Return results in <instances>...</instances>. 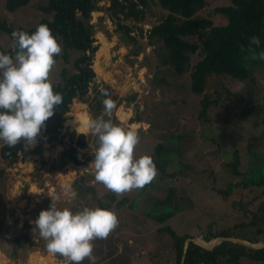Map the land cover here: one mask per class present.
Segmentation results:
<instances>
[{
	"label": "rangeland",
	"instance_id": "374dc122",
	"mask_svg": "<svg viewBox=\"0 0 264 264\" xmlns=\"http://www.w3.org/2000/svg\"><path fill=\"white\" fill-rule=\"evenodd\" d=\"M38 1L45 0L31 2L34 4ZM228 2L229 0H206V4L197 13L210 17L214 23L226 22L225 16L217 12L215 7ZM32 4L9 12L5 10L4 0H0V16L7 18L14 26L33 25L42 14ZM109 4L110 0H98V8L91 12L95 50L89 52V60L81 65L88 66L92 75L86 93L73 97L63 113L59 127L60 134L74 129L90 135L89 144L81 148L77 156L85 154L91 157L88 164H76L72 161L63 163L60 157L67 144V136L60 141L37 139L35 145L28 147H37L38 151L20 155L11 164L0 157V218L5 227V232L0 233V251L3 252L0 253V264H61L62 257L51 256L43 240L37 236L39 230L33 232V222L40 212L51 207L52 194L60 195L61 199L56 205L60 210L68 208L75 213L85 207H99L116 213L119 226L106 239L94 241L96 264H169L172 262L171 237L165 230H159V226L168 224L180 234L187 232L202 242H208L212 238L203 240L201 235L221 227L231 226L239 232L247 230L246 226H232L241 219L249 218L237 212V204L232 205L234 200L243 198L252 209H256L258 205L259 198L252 197L261 190L259 186L235 185L227 196L219 189L226 187L228 182H236L242 178V174L232 173L223 164L231 156V150L238 149L240 171L246 169L248 162L250 166V161L255 160L256 163L262 161L264 173V68L255 71L258 92L254 94L253 101H241V97L226 95L223 87L231 91H243L252 86V82L247 79H233L227 74H207L204 91L194 92L189 87L188 71L179 75L172 74L165 65L158 62L155 54L157 45L153 48L147 42V27L165 13L157 0H152L146 9L145 19L137 22L136 26L135 22L125 20L133 27L132 33L136 37L134 43L125 39L123 33L117 30L115 13L108 8ZM104 34L110 35L107 37ZM13 43V38L0 31L2 46L9 47ZM137 45L140 49L133 52ZM78 54L75 50L71 51L68 62L60 57L56 58L53 81L60 78L59 71L64 66L68 71L77 70L72 61ZM196 58L197 55L193 54L190 63ZM106 86L110 93L116 95V108L111 116L100 111L97 119L111 120L124 129L137 131L140 136V143L135 149L137 158L145 155L153 158L156 143L165 140L164 142L174 145L171 133L185 134L178 139L181 159L173 152L168 156L172 161H168L165 166L166 172H175L173 176H156L143 189L121 196L95 180V173L90 165L98 148V137L90 132L89 125L83 131H78L73 126L83 116L88 117L89 123L92 121L93 95L96 94L94 88L102 90ZM130 86L132 87L127 92ZM134 92L136 95L133 100L126 97ZM204 92L210 98H214L217 92L220 94L217 103L208 106L207 118L198 117L199 101ZM135 101L139 103V121L129 120L136 113ZM254 106L261 108L259 114L252 113ZM80 109L86 111V114L75 115L71 121L67 120V115L64 121L67 113ZM242 110L244 112L241 113ZM87 111H90V116ZM2 143L4 141L0 140V146ZM252 147L261 152L251 156ZM83 166H88L89 170H83ZM160 173L158 169V174ZM79 174H83L82 180L90 189L82 188L76 182ZM64 185L71 186L77 196L71 198L70 195H65ZM168 187L174 190L171 206L174 207L175 201H179L181 207L175 209L165 221L159 222L152 214L160 212L161 207L153 205V202L156 197L163 196L162 193ZM26 221L31 225L25 226ZM24 233L29 235L24 243L18 244L11 239L14 236L23 239ZM257 242H264V238ZM83 264L90 262L85 260ZM240 264L263 263L243 259Z\"/></svg>",
	"mask_w": 264,
	"mask_h": 264
},
{
	"label": "trees",
	"instance_id": "16d2710c",
	"mask_svg": "<svg viewBox=\"0 0 264 264\" xmlns=\"http://www.w3.org/2000/svg\"><path fill=\"white\" fill-rule=\"evenodd\" d=\"M31 1L4 0V7L6 11L15 12L19 7L31 5L33 3ZM97 2L98 0H45L35 2L32 5L41 12L42 16L37 23L29 26L21 24L14 26L7 18L0 16V31L8 34L11 38H13L12 33L14 31H25L32 34L38 25H47L62 45V53L55 59L60 57L64 62H68L71 51L75 50L79 53L72 61L77 70L68 71L64 66L59 71L60 78L57 81L52 80L54 91L60 93L63 100L56 107L55 114L46 121V126L37 138L46 141H60L63 140L64 136H67V144L60 157L63 163L67 161L76 164L87 163L91 157L85 154H82L81 157L77 156L79 150L89 144L90 135L77 132L74 129L66 130L60 134L59 127L63 113L68 109L73 97L86 93L88 81L92 75V70L88 66H82L81 63L88 61L89 52L95 50L94 46L91 45L94 40L91 12L98 8ZM151 2L152 0H110L108 8L115 13L117 30L123 33L125 39L133 43L136 41V37L132 33V25L125 20L135 22L134 25L136 26L137 22L145 19L146 9ZM157 3L165 13L161 15L158 21L147 27L146 36L147 42L153 48L157 45L155 54L158 62L165 65V68L175 75L188 71L189 87L197 93L204 91L206 75L210 73L227 74L238 80L247 79L252 82L250 89L243 91H231L227 87L222 89L227 96L241 97V101H253L255 99L254 94L258 92L255 71L264 68V60L251 59L252 53L249 48L254 49L257 57L260 52H264V0H229L227 4L216 6V11L223 14L227 19L226 22L222 23H214L210 17L197 13L206 4V0H157ZM108 35L110 34H104L107 37ZM253 36L260 39L259 46L250 45ZM15 46V40L13 45L9 47L0 44V52L12 55L14 58L13 49ZM135 48L133 52L140 49L138 45ZM193 54H196L197 58L193 63H190ZM94 90L96 94L93 97L96 107L93 108L92 120L98 118L101 110L105 111L102 103L104 99L111 98L114 101L116 98L115 94L108 91V86L102 90L97 88ZM102 92H106L107 96L103 95ZM135 95L134 92L126 97L133 100ZM219 99L220 94L218 92L214 98H210L204 92L199 101L198 117L207 118L208 106L217 103ZM134 107L136 113L129 120L139 121V103L135 101ZM252 110V113L259 114L261 108L254 106ZM240 112L242 113L244 110ZM78 114L85 115L86 111L80 109L74 113L69 112L65 115L64 121L67 115V120L71 121ZM171 135L174 136V145L171 142L166 143L164 140L154 146L155 156L153 160L161 172L157 175L159 177H162L163 174L173 176L175 173L165 171L167 162L172 161V159H168L169 155L171 156L174 152V155L176 154L180 159L182 156L178 139L180 140L185 134L171 133ZM30 151H38V148H25L23 144L10 147L4 142L0 146V157L11 164L17 161L20 155ZM231 152V156L223 164L230 168L232 173L242 174V178L236 182H228L226 187L219 190L227 196L235 185L259 186L261 190L252 197L253 199L259 198L258 205L256 209L249 208L250 206L243 198L232 202V205L237 204L238 213L244 217L249 216L245 220L241 219L235 222L232 226H246V231L239 232L232 229L231 226H225L215 231L205 232L201 238L209 240L217 235H234L257 242L264 238V198L261 199L264 195L262 161L256 163L257 161L252 160L250 166L248 162L246 169L240 171L238 169V149L231 150ZM260 152L261 150L255 147L250 149L251 156ZM1 172L2 170H0ZM172 191H174L173 188L168 187L162 193L163 196L156 197L153 202V205L161 207L160 212L152 214L153 218L159 222L165 221L174 213L175 209L181 207L179 201H175L174 207L171 206ZM30 225L27 221L25 222V226ZM158 229L165 230L171 237L172 262L169 264H240L243 259L264 264V247L255 248L240 242L223 240L212 249H206L191 241L186 251H183L185 238L192 236V234L187 232L180 234L168 224H163ZM4 230L5 227H3L0 218V233H3ZM5 236L8 237L7 234ZM28 237V233H24V240L20 236H14L11 239L20 244L27 241Z\"/></svg>",
	"mask_w": 264,
	"mask_h": 264
},
{
	"label": "clouds",
	"instance_id": "9594fccd",
	"mask_svg": "<svg viewBox=\"0 0 264 264\" xmlns=\"http://www.w3.org/2000/svg\"><path fill=\"white\" fill-rule=\"evenodd\" d=\"M16 46L12 55L0 52V140L10 147L35 145L46 121L51 118L63 97L54 91L52 73L62 53V45L45 24L29 34L12 33ZM253 36L250 45L259 46ZM251 59L264 60V52L257 57L251 47ZM107 96L106 92H102ZM105 113L111 116L116 108L111 99L102 101ZM90 132L98 137V148L90 167L95 180L117 196L143 189L154 181L158 169L151 156L137 158L135 149L140 143L139 133L124 129L111 120L95 119L89 123ZM84 182V181H83ZM88 185V184H87ZM65 195L77 196L71 186L64 185ZM52 204L42 210L33 222V232L39 230L47 241V251L62 257L61 264H96L94 241L106 239L118 226L115 212L104 208H83L73 213L57 208L59 194L50 195Z\"/></svg>",
	"mask_w": 264,
	"mask_h": 264
},
{
	"label": "water",
	"instance_id": "95a60500",
	"mask_svg": "<svg viewBox=\"0 0 264 264\" xmlns=\"http://www.w3.org/2000/svg\"><path fill=\"white\" fill-rule=\"evenodd\" d=\"M92 46L94 45V43L92 42L91 44ZM132 86H130L128 89H127V92L130 91ZM62 129H65L64 127H62ZM83 170H89L87 167H84L83 166ZM83 178V174H79L78 175V178L76 180L77 183H79L80 185H82L83 188H88L90 189V187L83 182L82 180ZM199 238L198 237H194V236H188L185 238L184 240V244H183V251H186V248L189 244V242L193 241L197 244H199L200 246H202L203 248H206V249H212L217 243L223 241V240H231V241H236V242H240V243H243L247 246H250V247H264V242H254V241H251L247 238H243V237H239V236H234V235H217L215 237H213L209 242V244H204L202 242H200L198 240ZM46 244H47V241H46Z\"/></svg>",
	"mask_w": 264,
	"mask_h": 264
},
{
	"label": "bare ground",
	"instance_id": "6f19581e",
	"mask_svg": "<svg viewBox=\"0 0 264 264\" xmlns=\"http://www.w3.org/2000/svg\"><path fill=\"white\" fill-rule=\"evenodd\" d=\"M88 125H89L88 117L83 116L82 119H79L78 122H75V125L73 126V128L77 129L78 131H83L88 127ZM199 241L202 242V240H199ZM202 243L209 244V242H206V241Z\"/></svg>",
	"mask_w": 264,
	"mask_h": 264
},
{
	"label": "flooded vegetation",
	"instance_id": "af4514ba",
	"mask_svg": "<svg viewBox=\"0 0 264 264\" xmlns=\"http://www.w3.org/2000/svg\"><path fill=\"white\" fill-rule=\"evenodd\" d=\"M84 102L86 101V100H84V99H82ZM96 106L94 105L93 107H92V110H94L93 108H95ZM102 111V110H101ZM90 112V111H89ZM89 112L87 111V114L89 115ZM93 113V112H92ZM104 113V112H103ZM90 116V115H89ZM91 116H93L92 114H91ZM80 151V150H79ZM79 153V152H78ZM86 164H88V162L86 163ZM86 167H88V166H86ZM89 169V168H88ZM37 236H39V238H41V236H40V234L38 233V235ZM42 239V238H41ZM43 240V242H44V245H45V247L47 248V244H46V241L44 240V239H42ZM56 257L58 258V257H60V256H58V255H56Z\"/></svg>",
	"mask_w": 264,
	"mask_h": 264
},
{
	"label": "crops",
	"instance_id": "0c3cea01",
	"mask_svg": "<svg viewBox=\"0 0 264 264\" xmlns=\"http://www.w3.org/2000/svg\"><path fill=\"white\" fill-rule=\"evenodd\" d=\"M78 178V177H77ZM77 178H76V180H77ZM82 186V185H81ZM83 188V187H82ZM33 214H35V212L33 213ZM28 222V221H27ZM29 223V222H28ZM4 227V226H3ZM0 253H3L2 251H0ZM51 256H53V255H51ZM53 257H55V256H53Z\"/></svg>",
	"mask_w": 264,
	"mask_h": 264
}]
</instances>
